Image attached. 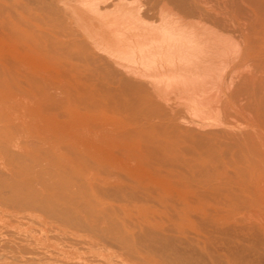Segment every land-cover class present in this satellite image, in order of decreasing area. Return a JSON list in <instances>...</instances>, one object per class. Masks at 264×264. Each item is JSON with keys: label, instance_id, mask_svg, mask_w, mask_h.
I'll use <instances>...</instances> for the list:
<instances>
[{"label": "bare ground", "instance_id": "obj_1", "mask_svg": "<svg viewBox=\"0 0 264 264\" xmlns=\"http://www.w3.org/2000/svg\"><path fill=\"white\" fill-rule=\"evenodd\" d=\"M66 3L41 0L34 16L19 4L0 9L10 15L9 26L0 28L30 39L43 62L0 34V166L22 164L13 183L0 177V230L22 225L15 211L37 210L46 196L35 170L42 157L32 151L47 143L72 152L68 160L83 171L78 183L92 191L170 199L186 216L197 212L193 218L217 204L208 214L214 217L204 221L219 234L218 246L229 244L233 254H219L218 246L202 252L176 240L197 264H264V173L253 172L264 171V0ZM55 60L65 71H53ZM61 94L82 106H62ZM48 112L79 125L72 139L58 146L42 137ZM134 166H249L253 175L237 183L226 172L209 170L194 181ZM230 197L238 202H227ZM43 200L61 215L73 210ZM225 233L233 239L221 237ZM118 256L120 264H152Z\"/></svg>", "mask_w": 264, "mask_h": 264}, {"label": "rangeland", "instance_id": "obj_2", "mask_svg": "<svg viewBox=\"0 0 264 264\" xmlns=\"http://www.w3.org/2000/svg\"><path fill=\"white\" fill-rule=\"evenodd\" d=\"M40 1L41 0H0V9L7 10L11 8V10H14V7L19 4L20 6L26 7L34 16V10L38 9ZM66 2L70 3L69 5L73 4V0H66ZM9 16V14L0 15V25H8ZM53 28L57 29L58 26L53 24ZM0 34L4 37H9L13 42L24 45L26 48L18 49L19 52H26L28 57L32 60L43 63L41 52L30 42V39L25 38L19 40V37H15L6 27L0 28ZM56 62L57 60L52 63L53 67H56ZM46 63L47 62H44L45 65ZM53 71L60 72L65 71V69L56 67L53 68ZM73 77L75 78V76ZM61 98L63 99L60 100L65 102L63 104L61 101L64 107L70 104L74 107L82 106L81 102H79L81 105L75 101L71 102L73 99L70 98V100H68L64 94ZM46 115L49 118L45 121L44 127L42 128V137L50 138L58 144L64 142L63 140L67 141L72 139L74 127H78L79 125L76 124L75 126H71L73 125V121L69 122L65 119V116L58 117L56 113L48 112ZM60 144L58 146H60ZM44 145L41 151L40 149L32 151L34 155L42 157L40 158V166L35 168L36 171L39 170L42 173L44 184V187H41L42 194L44 196L46 195L44 198L48 199L52 204L65 208L70 207L73 210L68 215H61L45 206L47 201H44L43 198L41 201L43 200L44 203L38 200L37 210L26 208L25 210L15 211L16 213L14 214L22 217L25 222L15 228V225L12 226L9 231L4 232V230H0L1 264H120L118 255L121 254L129 255L131 258L134 256H141V258L149 260L152 264H192L195 261L192 257V253L186 247L182 246L181 242L176 241L180 239L191 242L190 244H192V246L198 248L202 252L206 251L208 248L215 249L219 247V254H224L228 258L232 256L233 250L228 246L229 244H221L218 246V239L216 237H218L219 234L214 232L213 228L204 221H208L214 217H209L208 214H212L214 210L218 209L217 204L212 203L208 205L209 210L205 209L207 211L205 215L200 214V216H197L198 218H193L192 212H197L190 210L186 216L178 210L177 203L170 199H150L151 197H145L143 199L142 197H133L125 193L106 195L100 190L92 191L78 183L84 182L82 178L83 171L78 168V165L73 162L70 163L68 160L72 156L71 151L69 152L62 148L59 152L53 150L51 145L47 143ZM63 159L65 162H68L67 165L62 163ZM57 160H60L61 163ZM17 165L18 166H11L5 163L0 166V177L5 178L8 184L13 183L11 177L22 168V166H20L22 164L18 163ZM33 167H35V165ZM134 167H140L141 170L144 171L155 170L164 175H179L184 179H194V181H200L202 175V177H204L213 172H226L230 176L232 175L231 177H233L234 181L236 180L237 182L239 179L240 181L237 183L248 181L251 175H253L251 172L252 168L249 166ZM5 169L8 171H5ZM213 169H215V171ZM244 170L247 171L245 172ZM231 171L234 173L230 174ZM255 171H258L260 174L264 173V171L259 172V170H253V172ZM205 172L208 173L206 174ZM234 176L236 177L234 178ZM130 188L131 187H128V190ZM95 199H100L101 201L98 207H95L93 202ZM226 201L232 202L233 204L238 202L237 199L233 197L228 198ZM194 204L199 208V203ZM104 209L106 211H104ZM88 213L93 216L92 220L96 223L94 227L93 225H88L91 221V217ZM1 217H3V215L0 216V218ZM200 217L201 219H199ZM95 219H98V222ZM214 219L215 218H213V220ZM56 221L62 223L57 226ZM195 225L199 230L196 229ZM106 230H109V232L104 236ZM55 231L56 233H54ZM184 231L185 233H183ZM44 235L46 236L44 243L36 244V240ZM221 237L232 240L233 233H225ZM195 238H197V241H195ZM171 239L172 241H170ZM67 249L68 251L66 252L65 250ZM75 252H77V255ZM79 253L80 255H78ZM95 253H97L98 256ZM78 260H80V262ZM198 262L200 261L198 260ZM194 263L197 264V262Z\"/></svg>", "mask_w": 264, "mask_h": 264}]
</instances>
